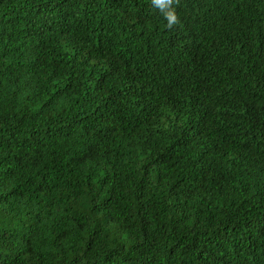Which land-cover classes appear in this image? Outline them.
<instances>
[{
    "label": "trees",
    "instance_id": "obj_1",
    "mask_svg": "<svg viewBox=\"0 0 264 264\" xmlns=\"http://www.w3.org/2000/svg\"><path fill=\"white\" fill-rule=\"evenodd\" d=\"M0 0V264H264V0Z\"/></svg>",
    "mask_w": 264,
    "mask_h": 264
},
{
    "label": "clouds",
    "instance_id": "obj_2",
    "mask_svg": "<svg viewBox=\"0 0 264 264\" xmlns=\"http://www.w3.org/2000/svg\"><path fill=\"white\" fill-rule=\"evenodd\" d=\"M151 2L154 7L158 8L163 13V16L169 27L177 23V16L169 7L172 3V0H151Z\"/></svg>",
    "mask_w": 264,
    "mask_h": 264
}]
</instances>
